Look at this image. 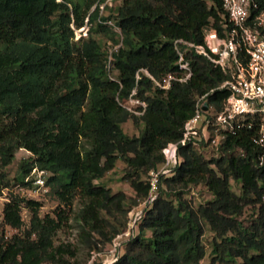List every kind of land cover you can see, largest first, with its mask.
I'll return each mask as SVG.
<instances>
[{
	"label": "trees",
	"instance_id": "obj_1",
	"mask_svg": "<svg viewBox=\"0 0 264 264\" xmlns=\"http://www.w3.org/2000/svg\"><path fill=\"white\" fill-rule=\"evenodd\" d=\"M107 1L0 0V195L9 185L4 169L17 149H25L32 156L15 180L24 184L32 169L50 173L46 186L64 207L76 196L83 201L78 217L85 234L98 233L110 243L125 226L108 236L106 219L126 217L144 202L123 253L111 264H200L206 227L213 234L210 264H264V149L252 140L259 115L219 130L211 158L201 150L212 136L179 145L178 163L159 177L149 201L150 172L164 163L162 150L182 139L198 98L221 108L227 92L218 87L226 75L192 50L185 54L191 78L167 91L135 75L142 69L157 80L177 74L173 42L199 44L207 28L219 29L227 21L221 0H120L115 15H103ZM83 27L86 35L76 40L75 30ZM93 33L109 38L105 48ZM133 89L146 103L141 116L123 107ZM130 118L143 122L139 136L123 132ZM119 159L133 198L100 183ZM199 185L213 199L194 206L187 194ZM249 201L258 209L244 221L239 216ZM41 206L16 195L5 203L2 222L18 232H0V264L66 263L70 250L53 245L64 211L40 217ZM22 207L30 222L19 233Z\"/></svg>",
	"mask_w": 264,
	"mask_h": 264
},
{
	"label": "built area",
	"instance_id": "obj_2",
	"mask_svg": "<svg viewBox=\"0 0 264 264\" xmlns=\"http://www.w3.org/2000/svg\"><path fill=\"white\" fill-rule=\"evenodd\" d=\"M221 4L227 14V21L219 29L207 28L202 43L195 44L181 39L173 42L178 54L177 74H169L157 80L142 69L135 75L138 80L140 73L144 74L162 91L170 89L173 82L184 83L192 76L191 66L185 59L188 50L203 56L226 75L218 87L227 92L221 108L209 105L205 96L198 98L194 115L185 123L182 139L169 143L162 150L164 163L157 171L150 172L149 201L156 197L159 177L171 173L172 167L178 163L179 145L186 144L192 136L196 137L199 127H205L206 130L210 126L216 130H228L238 119L259 115V130L252 140L264 149V0H221ZM108 24L116 28L112 22ZM135 94L136 89H133L123 107L132 115L141 116L145 112L146 103L135 98ZM34 184L36 188L48 191L40 176L36 177Z\"/></svg>",
	"mask_w": 264,
	"mask_h": 264
},
{
	"label": "rangeland",
	"instance_id": "obj_3",
	"mask_svg": "<svg viewBox=\"0 0 264 264\" xmlns=\"http://www.w3.org/2000/svg\"><path fill=\"white\" fill-rule=\"evenodd\" d=\"M120 6V0H108L107 5L103 10V15H115L117 8ZM82 29V28H81ZM80 29V30H81ZM79 29L75 30V39H79L84 36L87 28L85 27L83 32ZM92 37L105 48V43H109V38L101 33H93ZM144 128V124L139 119L130 118L125 123L122 124L123 132L129 137L139 136ZM196 138L205 137L206 139L211 138L212 141L210 146L201 150L205 157L211 158L216 156L217 152L215 148L218 141L221 139L219 130L214 129L211 132H207L205 127H199L197 130ZM213 146V149H212ZM32 155L25 149H17L14 153V158L4 170L7 174L6 180L9 182L7 189H4L0 195V232L3 230L5 237H9L18 231L7 227L2 222V211L6 202L10 200L13 195L33 199L42 204L39 209V216L42 217L46 214L55 218V211L63 210L64 217L61 223V227L55 232L53 236V245L64 246L70 253L64 255L66 260L65 264H111V262L116 259L120 254L123 253L122 244L127 240V237L132 234L135 229V222L139 211L144 207V202L140 203L137 207L131 210L125 217L122 214L115 213V217H108L107 224L104 225V232L108 236L112 233L114 228H121L122 225L125 226V232L116 236L110 243H106L104 238L98 235V233L91 232L90 234H85L82 231V222L79 220V211L83 205V201L76 196L70 207H64L60 203L58 198L53 194V192L47 187L48 191H42L36 188L34 180L37 176H40L45 182L50 176L48 172H41L36 169H32L28 175L25 176L24 182H29L28 184H20L15 180V177L20 175L21 164L26 161H30ZM126 165L122 160H117L115 167L107 172L101 179V184L106 188H109L112 193L123 192L127 197H135V192L130 187L129 183L124 179V173L126 171ZM232 190L237 194L235 184L231 182ZM165 187L163 186V189ZM188 200L194 206L200 203H205L213 199L212 194L203 186L199 185L190 188L187 194ZM264 201V198L262 199ZM258 209V204L254 201H249L243 205L242 212L239 216L240 219L246 221L250 218L253 211ZM21 219L22 227L20 232L27 230L30 222V213L27 208L22 207L21 209ZM136 232V230H135ZM212 232L206 227L203 236V242L205 245L206 256L201 261L200 264H210V249L212 241ZM50 264V263H44Z\"/></svg>",
	"mask_w": 264,
	"mask_h": 264
},
{
	"label": "water",
	"instance_id": "obj_4",
	"mask_svg": "<svg viewBox=\"0 0 264 264\" xmlns=\"http://www.w3.org/2000/svg\"><path fill=\"white\" fill-rule=\"evenodd\" d=\"M204 110H206V106L204 107Z\"/></svg>",
	"mask_w": 264,
	"mask_h": 264
}]
</instances>
